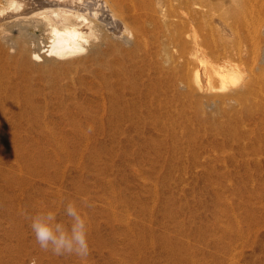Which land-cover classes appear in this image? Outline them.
<instances>
[{
	"label": "rangeland",
	"instance_id": "obj_1",
	"mask_svg": "<svg viewBox=\"0 0 264 264\" xmlns=\"http://www.w3.org/2000/svg\"><path fill=\"white\" fill-rule=\"evenodd\" d=\"M83 55L15 78L6 64L0 264H264V164L223 140L220 113H168L157 68L136 65L140 79L126 82L108 51ZM69 202L86 225V258L41 249L30 228L46 212L69 225Z\"/></svg>",
	"mask_w": 264,
	"mask_h": 264
},
{
	"label": "bare ground",
	"instance_id": "obj_2",
	"mask_svg": "<svg viewBox=\"0 0 264 264\" xmlns=\"http://www.w3.org/2000/svg\"><path fill=\"white\" fill-rule=\"evenodd\" d=\"M105 51L126 82L140 79L136 65L157 68L168 113H220L223 140L261 171L264 0H0V86L6 64L15 78L35 62Z\"/></svg>",
	"mask_w": 264,
	"mask_h": 264
},
{
	"label": "clouds",
	"instance_id": "obj_3",
	"mask_svg": "<svg viewBox=\"0 0 264 264\" xmlns=\"http://www.w3.org/2000/svg\"><path fill=\"white\" fill-rule=\"evenodd\" d=\"M64 214L71 220L69 225L58 221L52 212L38 213L31 217L30 228L35 234L36 242L41 249H50L56 256L75 254L86 258L89 245L85 222L71 202L65 205ZM30 264H36L35 258Z\"/></svg>",
	"mask_w": 264,
	"mask_h": 264
}]
</instances>
